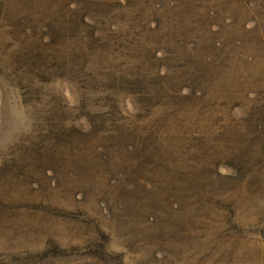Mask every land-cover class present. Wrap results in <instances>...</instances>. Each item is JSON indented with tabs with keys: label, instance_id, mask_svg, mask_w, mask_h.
Listing matches in <instances>:
<instances>
[{
	"label": "rangeland",
	"instance_id": "374dc122",
	"mask_svg": "<svg viewBox=\"0 0 264 264\" xmlns=\"http://www.w3.org/2000/svg\"><path fill=\"white\" fill-rule=\"evenodd\" d=\"M0 264H264V0H0Z\"/></svg>",
	"mask_w": 264,
	"mask_h": 264
}]
</instances>
